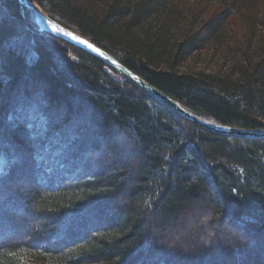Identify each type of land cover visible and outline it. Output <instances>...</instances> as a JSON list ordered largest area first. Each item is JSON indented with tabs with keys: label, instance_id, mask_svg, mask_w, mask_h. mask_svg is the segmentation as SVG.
Segmentation results:
<instances>
[{
	"label": "trees",
	"instance_id": "16d2710c",
	"mask_svg": "<svg viewBox=\"0 0 264 264\" xmlns=\"http://www.w3.org/2000/svg\"><path fill=\"white\" fill-rule=\"evenodd\" d=\"M31 1L192 112L264 130V45L229 86L209 74L159 69L162 39L123 30L118 44L106 34L122 21L140 29L165 0H113L94 23L72 0ZM20 9L18 0H0V205L16 211L0 212V235L6 225L15 231L0 238V264H30L25 255L34 264H177L178 244L193 246L198 235L217 247L207 264H264V138L206 130L64 42L78 58L68 68L79 76L67 73ZM225 15L170 50L173 63L218 31Z\"/></svg>",
	"mask_w": 264,
	"mask_h": 264
},
{
	"label": "rangeland",
	"instance_id": "374dc122",
	"mask_svg": "<svg viewBox=\"0 0 264 264\" xmlns=\"http://www.w3.org/2000/svg\"><path fill=\"white\" fill-rule=\"evenodd\" d=\"M112 1L113 0H72V4L80 8L82 11L80 12L81 15L84 13V18L88 20L89 23H94L106 12V8ZM122 1L133 2L137 0ZM33 2L48 16H51L58 22L61 21L59 15L47 12L35 1ZM224 11H226V15L221 19L218 31L207 36L197 49L184 55L176 63H173V51L170 50H173L179 42L185 40L188 36L200 32V29L210 18L216 17ZM22 17L28 25L33 24L35 28L38 29L34 12L32 10L24 9ZM125 22L126 21L117 22L105 27L106 34L118 39V41L115 40L118 44H122L120 38L123 30L129 32V36L132 38L138 36V38H143V40L150 42L155 39H162L164 42L163 44L166 47L164 51L167 55L165 54L166 57L155 62V65L158 66L159 69H174V71L179 73L200 72L209 74L215 79L227 83L229 86L242 79L244 72L250 67L248 61L253 63L255 60L254 58L258 56L261 47L264 45V0H165L161 3L159 9L153 13L151 17L147 18L145 25L143 24L139 26L140 29H133L129 26L127 28ZM62 25L91 41L87 35H84L79 31V28L76 27V25L66 23H63ZM43 36L50 40V45L52 51L55 53L57 64L67 73L78 77L79 74L68 68L69 64L75 63L78 60L74 51H72L70 47L65 44L66 42L61 39L50 36L46 33L43 34ZM107 73L113 78L120 79L117 75V71L115 72L116 74L111 71H107ZM79 110L83 112L84 108H80ZM78 114L80 115V112ZM201 116L206 120L215 121L210 117ZM80 117L81 119L83 118L82 115H80ZM79 121L80 120H78V122ZM96 140L99 144H102L103 140ZM3 162V157L0 155V167ZM22 168L23 169H21L19 174H21V177L24 178L25 182V179L27 178L26 176L30 173V169L27 166ZM19 180L20 179H18V181ZM36 183H38V180ZM27 187L25 190H27ZM21 191L20 194H15L16 198L22 199L24 191ZM20 204L22 206V203ZM98 206H101V214L106 215L109 213L108 209L111 206ZM12 210L13 209L9 207H3L0 205V212H5L8 215L16 213V211ZM20 212H17L20 217L28 218V214L25 213V215H23V213ZM225 227L230 229L231 232L235 230L227 224ZM5 230L7 231L0 235V238L4 237L1 239H7L15 234V231H12L8 225L5 226ZM10 231L13 233L11 232L10 234ZM261 238L262 240H260V243L264 241V238ZM191 240L194 243H192L193 246H191V243H187V241L178 244L176 254L179 255V258L174 262L177 264H207L210 260V255H212L214 250L217 249L216 246H213V239L210 242V246L204 244L205 239L201 235H198ZM37 241L42 243L44 239L38 237ZM216 244H219L218 240ZM263 252L264 250H262V253ZM24 259L30 264L37 263L36 260L27 255H25Z\"/></svg>",
	"mask_w": 264,
	"mask_h": 264
},
{
	"label": "water",
	"instance_id": "95a60500",
	"mask_svg": "<svg viewBox=\"0 0 264 264\" xmlns=\"http://www.w3.org/2000/svg\"><path fill=\"white\" fill-rule=\"evenodd\" d=\"M21 9L20 14L23 16L24 9H30L34 12V17L36 24L38 26L37 31L39 33H46L50 36L61 39L65 42H68L74 46L80 47L98 57L102 60L107 66L113 68L118 73L128 78L136 85H138L142 90L149 93L151 96L161 101L165 105L172 108L174 111L179 113L181 116L191 121L192 123L206 129L213 131L219 134L228 135V136H242V137H256L264 138V130H249L244 128L233 127L229 125H223L217 123L216 121L206 120L201 115H198L192 112L190 109L182 106L177 101L173 100L171 97L164 94L162 91L148 83L141 76L129 70L117 59L106 53L104 50L96 46L94 43L79 35L78 33L72 31L71 29L60 24L57 20L48 16L43 12L38 6L31 0H18ZM78 37V39H77ZM82 41H87L88 44H91L93 47H88V44L82 43ZM94 49H99L96 51Z\"/></svg>",
	"mask_w": 264,
	"mask_h": 264
},
{
	"label": "snow or ice",
	"instance_id": "6c2138e0",
	"mask_svg": "<svg viewBox=\"0 0 264 264\" xmlns=\"http://www.w3.org/2000/svg\"><path fill=\"white\" fill-rule=\"evenodd\" d=\"M77 39H78V37H77ZM82 43H85V44H88V42L87 41H82ZM88 47H93L91 44H88ZM94 50H96V51H99V49H94Z\"/></svg>",
	"mask_w": 264,
	"mask_h": 264
}]
</instances>
